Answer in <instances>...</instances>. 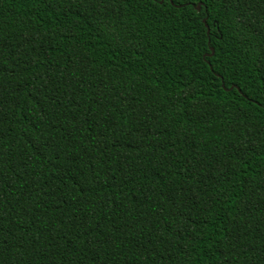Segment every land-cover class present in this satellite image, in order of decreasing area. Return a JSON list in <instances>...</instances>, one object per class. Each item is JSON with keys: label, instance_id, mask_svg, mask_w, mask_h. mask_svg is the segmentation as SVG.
Returning a JSON list of instances; mask_svg holds the SVG:
<instances>
[{"label": "trees", "instance_id": "16d2710c", "mask_svg": "<svg viewBox=\"0 0 264 264\" xmlns=\"http://www.w3.org/2000/svg\"><path fill=\"white\" fill-rule=\"evenodd\" d=\"M160 1L0 0V264H264V0Z\"/></svg>", "mask_w": 264, "mask_h": 264}, {"label": "water", "instance_id": "95a60500", "mask_svg": "<svg viewBox=\"0 0 264 264\" xmlns=\"http://www.w3.org/2000/svg\"><path fill=\"white\" fill-rule=\"evenodd\" d=\"M162 2V0L160 1V3ZM200 3L196 6V10L197 11H200ZM203 23H205V19L203 20ZM206 28H207V26H206ZM207 34H208V28H207V32H206ZM213 54V49L211 48V54L210 55H212ZM222 86H223V84H222ZM233 89V87L231 86L228 90H232Z\"/></svg>", "mask_w": 264, "mask_h": 264}, {"label": "snow or ice", "instance_id": "6c2138e0", "mask_svg": "<svg viewBox=\"0 0 264 264\" xmlns=\"http://www.w3.org/2000/svg\"><path fill=\"white\" fill-rule=\"evenodd\" d=\"M189 2H190V0H189Z\"/></svg>", "mask_w": 264, "mask_h": 264}]
</instances>
